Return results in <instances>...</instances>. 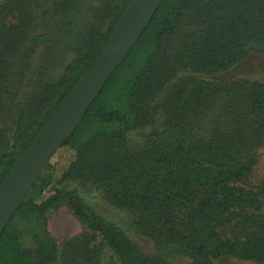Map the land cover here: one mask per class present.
<instances>
[{"label":"trees","instance_id":"obj_1","mask_svg":"<svg viewBox=\"0 0 264 264\" xmlns=\"http://www.w3.org/2000/svg\"><path fill=\"white\" fill-rule=\"evenodd\" d=\"M131 1L0 3V185ZM79 21L80 44L70 34ZM250 54L264 56V0H163L60 146L72 155L67 168L56 177L48 161L27 194L45 198L26 196L5 227L0 264L51 262L53 246L37 238L26 248L15 224L59 203L113 264L264 262V186L248 183L250 151L264 138V81L214 79ZM69 181L101 191L131 218L132 235L96 214Z\"/></svg>","mask_w":264,"mask_h":264},{"label":"rangeland","instance_id":"obj_2","mask_svg":"<svg viewBox=\"0 0 264 264\" xmlns=\"http://www.w3.org/2000/svg\"><path fill=\"white\" fill-rule=\"evenodd\" d=\"M2 1L0 0V3ZM77 24L79 26L75 24L70 28V34H72V39L80 44L79 38L81 33H83V28L81 27L83 22L79 21ZM71 44L72 41L67 45L69 49L67 55L69 58L74 56ZM214 79L220 83L264 81V56L250 54L231 71ZM58 150L49 160L50 164L56 167V177L61 175L72 160L71 153ZM250 156L255 160V164L248 175V183L253 187L260 188L264 186V138L253 146ZM60 186L63 185H58V187ZM66 186L77 189L86 205L96 214L119 226L128 235H132L130 234L132 231L131 218L124 211L110 205L101 191L91 186H81L75 181H69ZM44 198V194L36 196L35 193H31L27 196V199H34L37 202ZM260 213L264 217V204L260 208ZM15 225L20 242L26 248L31 249L35 247L37 238L45 239L53 246L55 254L49 264L114 263L113 257L107 254L105 249L99 245V240L96 237H93L84 230L83 226L73 217L65 203L57 204L42 218L21 215ZM132 239L143 253L151 254L152 246L149 242L135 236H132ZM86 254L88 255L87 258L83 257ZM174 262L177 264H191L190 261L182 258L174 259ZM220 264H264V262L256 263L227 259L221 261Z\"/></svg>","mask_w":264,"mask_h":264},{"label":"water","instance_id":"obj_3","mask_svg":"<svg viewBox=\"0 0 264 264\" xmlns=\"http://www.w3.org/2000/svg\"><path fill=\"white\" fill-rule=\"evenodd\" d=\"M163 0H132L92 66L67 93L0 185V236L51 156L69 139L104 85L123 63Z\"/></svg>","mask_w":264,"mask_h":264}]
</instances>
